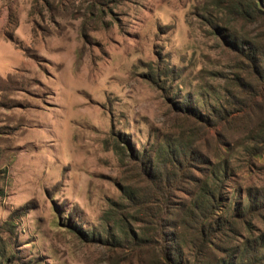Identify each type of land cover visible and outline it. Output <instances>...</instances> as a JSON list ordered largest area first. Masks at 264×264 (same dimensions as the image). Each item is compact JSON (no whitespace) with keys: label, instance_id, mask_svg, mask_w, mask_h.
<instances>
[{"label":"rangeland","instance_id":"obj_1","mask_svg":"<svg viewBox=\"0 0 264 264\" xmlns=\"http://www.w3.org/2000/svg\"><path fill=\"white\" fill-rule=\"evenodd\" d=\"M220 12L211 0H0L1 264H150V247L112 243L118 217L131 232L143 226L122 190L143 185L137 156L159 145L212 160L230 148L234 202L264 187V143L252 140L264 82L209 20L249 42L259 32ZM236 75L261 95L243 93ZM228 92L245 107L216 126L188 113L229 109ZM192 192L180 187L174 205Z\"/></svg>","mask_w":264,"mask_h":264},{"label":"trees","instance_id":"obj_2","mask_svg":"<svg viewBox=\"0 0 264 264\" xmlns=\"http://www.w3.org/2000/svg\"><path fill=\"white\" fill-rule=\"evenodd\" d=\"M211 1L221 14L256 27L259 34L249 42L239 33L219 27L218 18L211 16L209 20V25L224 37L226 46L245 63H241V69L259 83L264 82V0ZM233 81L250 98L261 95L245 78L236 75ZM227 96L229 109L211 105L207 113L188 112L181 106L179 111L188 112L212 128L227 119L233 107H245V102L231 92ZM254 106L262 109V104ZM256 137L264 143V126L252 139L259 142ZM229 151L227 148L219 153L217 160L195 154L191 146L180 143L159 145L158 155L142 151L137 156L136 170L143 185L125 186L122 195L129 208L136 209L133 219H139L143 226L138 233L131 232L128 219L118 217L114 226L120 236L112 245H131L141 253L150 247L155 253L150 254V264H264V230L255 224L264 219V187H247L245 197L238 202L229 198L225 193ZM192 169L203 170L197 176ZM189 184L193 199L187 207H176L175 192ZM138 215L148 218L143 220ZM6 253L7 248L0 246V256Z\"/></svg>","mask_w":264,"mask_h":264}]
</instances>
